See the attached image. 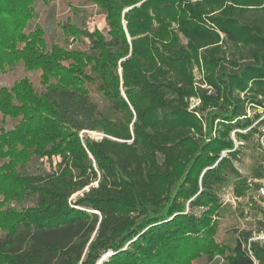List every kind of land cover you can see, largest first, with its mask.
Listing matches in <instances>:
<instances>
[{"label":"trees","instance_id":"16d2710c","mask_svg":"<svg viewBox=\"0 0 264 264\" xmlns=\"http://www.w3.org/2000/svg\"><path fill=\"white\" fill-rule=\"evenodd\" d=\"M37 1L0 0V72L20 62L40 71V86L25 76L0 89V264H99L108 250L100 264H191L216 253L264 264V241L247 243L252 231L220 244L211 222L219 191L232 177L246 181L231 133L262 135L264 118L247 108H264V0H146L125 14L130 42L121 11L140 0H96L110 37L93 32L85 51L49 45L38 24L28 30ZM215 27L235 49L218 44ZM201 48L215 92L201 89V108L189 110ZM253 173L264 179V162Z\"/></svg>","mask_w":264,"mask_h":264},{"label":"rangeland","instance_id":"374dc122","mask_svg":"<svg viewBox=\"0 0 264 264\" xmlns=\"http://www.w3.org/2000/svg\"><path fill=\"white\" fill-rule=\"evenodd\" d=\"M146 0H140L133 5H126L121 11V22L126 32L127 39L131 40L129 33L127 32V20L125 14L134 6H141ZM194 2L195 0H191ZM252 7V6H250ZM36 16L29 24L28 30H33L38 24L43 28L45 32V39L48 44H58L63 48L78 49L85 51L94 36L93 32L97 31L103 34L106 38L110 37V24L107 22V15L102 9L101 5L96 0H38L35 4ZM152 13V12H151ZM153 14V13H152ZM215 13H212V15ZM207 16V15H206ZM206 16H204L206 18ZM67 24L78 28V35L71 36L66 31L68 30ZM158 25V21L155 19L154 26ZM214 26L213 24H210ZM66 26V27H65ZM180 36L181 42L184 46H188L189 38L178 30L177 21H173L170 26ZM157 28V26H156ZM220 37L218 44L223 45L226 50L231 51L235 49L232 46V42L228 36L221 31L218 27L214 28ZM82 32H90L89 35H85ZM155 38L153 34L150 35ZM79 37L81 39L79 40ZM159 42V41H157ZM203 49H199L198 59L192 61V76L193 82L192 87L196 91L195 94L187 97L189 98V110H199L202 106V99L200 96V90H207L208 93L215 92V88L208 82V70L202 58ZM228 51V53H229ZM131 53V47L129 54ZM126 57L122 58L119 63L125 60ZM119 74L121 79V94L126 97L125 90L123 87V71L119 64ZM25 76L30 77L36 86H40V71H29L23 63H17L13 68L6 72H0V89L6 86H12L15 80L21 79ZM89 90L91 96L98 101L102 110H106L107 100L104 95L97 89L95 84L90 83ZM244 93V92H242ZM255 113L260 114L261 118H264V108H247V116L253 117ZM200 115V112H197ZM204 114V113H202ZM2 114L0 113V125H1ZM11 125V124H9ZM264 126V123L260 128ZM88 134L96 139L102 137V134L96 131H88ZM236 146L243 144L242 153L240 159L235 161L234 164L237 166L239 172L242 174V179H238L235 182V177H232L231 183L222 188L219 191L220 197V208L219 212L211 214V222L213 229L216 231L213 233V238L216 239L220 244H231L234 245L238 238H243L245 232L252 231L253 234L247 240L249 244L251 241L259 240L264 241V197H261L259 188L264 185V179H256L254 177L253 169L264 162V134L259 135L255 133L250 139L244 140L243 142L235 139V134L231 133ZM227 151L222 152L225 156ZM98 181V180H97ZM97 181L93 182L96 185ZM236 184L242 190L241 195L235 191ZM89 187H86L88 189ZM83 195V190L75 193L71 198L75 200L79 196ZM76 208H80L75 206ZM187 211H193L195 214L200 215L204 209L202 207H196L194 209L186 208ZM244 239V238H243ZM249 247V246H248ZM114 252L108 250L105 252L99 264L103 260H107ZM226 258L224 254L216 253L213 259H209L207 254H203L193 259L191 264H226Z\"/></svg>","mask_w":264,"mask_h":264},{"label":"built area","instance_id":"2783aa9c","mask_svg":"<svg viewBox=\"0 0 264 264\" xmlns=\"http://www.w3.org/2000/svg\"><path fill=\"white\" fill-rule=\"evenodd\" d=\"M260 129H261V133L264 134V126H262ZM263 145H264V142H263ZM259 191L261 193L260 195L264 197V185L259 188ZM248 246H249L248 247L249 253L252 254V251L250 249V245H248ZM255 264H257V261L256 260H255Z\"/></svg>","mask_w":264,"mask_h":264}]
</instances>
